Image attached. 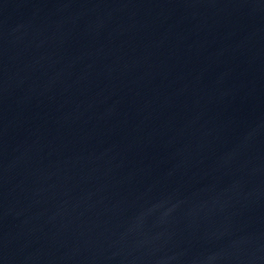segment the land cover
Instances as JSON below:
<instances>
[{
  "label": "water",
  "instance_id": "1",
  "mask_svg": "<svg viewBox=\"0 0 264 264\" xmlns=\"http://www.w3.org/2000/svg\"><path fill=\"white\" fill-rule=\"evenodd\" d=\"M0 264H264V0H0Z\"/></svg>",
  "mask_w": 264,
  "mask_h": 264
}]
</instances>
